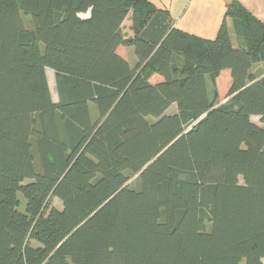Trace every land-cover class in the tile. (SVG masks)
I'll use <instances>...</instances> for the list:
<instances>
[{
  "label": "trees",
  "instance_id": "trees-1",
  "mask_svg": "<svg viewBox=\"0 0 264 264\" xmlns=\"http://www.w3.org/2000/svg\"><path fill=\"white\" fill-rule=\"evenodd\" d=\"M259 64L239 1L205 38L153 0H0V264H264Z\"/></svg>",
  "mask_w": 264,
  "mask_h": 264
},
{
  "label": "rangeland",
  "instance_id": "rangeland-1",
  "mask_svg": "<svg viewBox=\"0 0 264 264\" xmlns=\"http://www.w3.org/2000/svg\"><path fill=\"white\" fill-rule=\"evenodd\" d=\"M156 6L159 8H167L170 12V15L172 17L173 23L183 30H186L191 33H196L200 35H205L209 37L208 30L209 26L211 25V22L208 20H202L200 14V8L197 7V3L200 4L199 0H193V3L191 5V0H153ZM202 2V0H201ZM199 11V12H198ZM86 16V15H83ZM130 19L128 18L126 23L124 24V32L128 34V25H129ZM222 23V22H221ZM28 25H30L28 23ZM220 26V25H219ZM216 37V35H215ZM213 37V38H215ZM124 55H127L129 50L123 49ZM49 76H50V82H51V88L54 95V98L57 99V93H56V87H55V74L52 70H49ZM160 78V76H158ZM158 79L156 76L153 78V81ZM232 80H231V72L229 70H225L221 73L220 77L218 78V90H219V96L218 100L220 103H224L228 99V92L231 86ZM177 110V106H176ZM253 120L257 123H260L258 117H253ZM240 182L243 183V179L240 178ZM130 185L133 187L137 186V181L135 178H133L130 181ZM52 204L56 206L59 209H62V202L58 198L52 199ZM242 264H245L243 262Z\"/></svg>",
  "mask_w": 264,
  "mask_h": 264
},
{
  "label": "crops",
  "instance_id": "crops-1",
  "mask_svg": "<svg viewBox=\"0 0 264 264\" xmlns=\"http://www.w3.org/2000/svg\"><path fill=\"white\" fill-rule=\"evenodd\" d=\"M199 1H200V4L197 3V7L200 8L201 10H200V12L198 11L199 12L198 14H200L201 16H205L203 18L201 17L202 20L204 19V20H208L209 22H211V25L208 27L209 28L208 33H210V34H209V37H207L205 35L196 34V33H192V34H196V35H199V36H202L205 38L215 37V35H217L218 30L220 28L219 25H221V22L224 19L226 8H227L228 4H230L232 1H239L254 16H256L259 20L264 22V0H202V2H201V0H199ZM190 3H191V5L192 4L195 5V3H193V0H191ZM128 18L130 19V16ZM127 19H126V21H127ZM126 21H125V23H126ZM174 26L176 28L183 30L178 25L176 26L174 24ZM228 27L230 30V35H231V38L233 40V43L236 46H238L240 43H243L244 41L239 39V37L237 36V34L235 32L234 23L231 19H228ZM127 29H128V35L132 36L133 32L131 30V21L129 22ZM183 31H186V30H183ZM186 32H188V31H186ZM189 33H191V32H189ZM123 49L129 50L127 52L128 53L127 55H124ZM119 52L127 60L129 59L130 61H133V63L136 61L134 49L132 47H120ZM49 70H51V69L47 70L48 75H49ZM255 71L258 72L260 78L264 77V64H259L258 66H256ZM49 79H50V76H49Z\"/></svg>",
  "mask_w": 264,
  "mask_h": 264
}]
</instances>
